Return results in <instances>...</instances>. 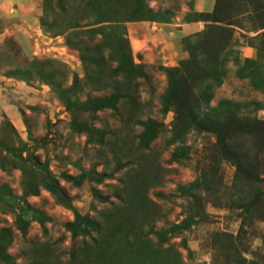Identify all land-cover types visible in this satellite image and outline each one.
<instances>
[{
	"label": "rangeland",
	"instance_id": "obj_1",
	"mask_svg": "<svg viewBox=\"0 0 264 264\" xmlns=\"http://www.w3.org/2000/svg\"><path fill=\"white\" fill-rule=\"evenodd\" d=\"M27 1L0 0V264H264V0Z\"/></svg>",
	"mask_w": 264,
	"mask_h": 264
},
{
	"label": "crops",
	"instance_id": "obj_2",
	"mask_svg": "<svg viewBox=\"0 0 264 264\" xmlns=\"http://www.w3.org/2000/svg\"><path fill=\"white\" fill-rule=\"evenodd\" d=\"M11 1L17 2V3L22 1V4L23 5H27L28 4V1L27 0H11ZM153 29H155V28H153Z\"/></svg>",
	"mask_w": 264,
	"mask_h": 264
},
{
	"label": "trees",
	"instance_id": "obj_3",
	"mask_svg": "<svg viewBox=\"0 0 264 264\" xmlns=\"http://www.w3.org/2000/svg\"><path fill=\"white\" fill-rule=\"evenodd\" d=\"M77 226V225H76Z\"/></svg>",
	"mask_w": 264,
	"mask_h": 264
}]
</instances>
